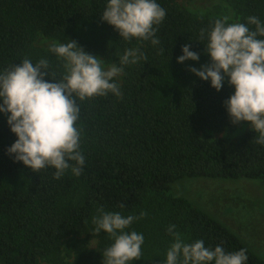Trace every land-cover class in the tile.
<instances>
[{
    "label": "trees",
    "instance_id": "16d2710c",
    "mask_svg": "<svg viewBox=\"0 0 264 264\" xmlns=\"http://www.w3.org/2000/svg\"><path fill=\"white\" fill-rule=\"evenodd\" d=\"M177 1L0 0V264H59L72 236L99 241L78 264H264L170 193L264 179L263 127L201 136L264 107V0H228L238 31ZM39 35L64 45L36 53ZM98 59L123 83H96Z\"/></svg>",
    "mask_w": 264,
    "mask_h": 264
},
{
    "label": "rangeland",
    "instance_id": "374dc122",
    "mask_svg": "<svg viewBox=\"0 0 264 264\" xmlns=\"http://www.w3.org/2000/svg\"><path fill=\"white\" fill-rule=\"evenodd\" d=\"M178 6L185 11L200 16L220 18L240 29L241 18L228 0H178ZM64 44L52 38L39 35L33 44L34 51H45L51 46ZM67 65L73 66L75 60L67 53L63 54ZM92 79L99 83L108 76H114L122 84L124 75L114 62L98 59L91 67ZM255 127L264 128V107L253 110L251 117L242 125L236 126L231 133L207 129L202 137L222 139L229 146L238 142L248 131ZM174 196L186 198L194 207L208 213L234 233L252 250L264 259V179L237 180L186 178L175 182L171 192ZM98 239L87 240L85 236H72L62 242L59 264H78V250L84 244L96 249ZM182 240L180 244H182ZM42 264H56L46 259ZM216 264H221L217 262Z\"/></svg>",
    "mask_w": 264,
    "mask_h": 264
}]
</instances>
